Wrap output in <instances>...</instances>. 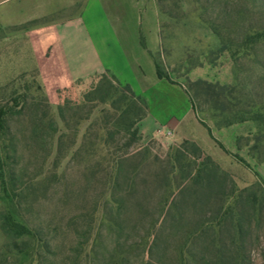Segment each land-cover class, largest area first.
I'll use <instances>...</instances> for the list:
<instances>
[{"label": "rangeland", "instance_id": "1", "mask_svg": "<svg viewBox=\"0 0 264 264\" xmlns=\"http://www.w3.org/2000/svg\"><path fill=\"white\" fill-rule=\"evenodd\" d=\"M35 1L0 0L12 17L26 9V21L10 28L12 61L21 69L13 68L0 96L3 103L27 96L10 135L0 137V145L16 147L6 193L0 182V264H210L216 251L217 264H264V0H153L160 36L153 60L175 88L166 94L177 104L183 92L196 122L183 139L140 132L144 100L132 137L105 124L110 101L84 103L87 89L77 82L43 90L37 43L78 17L84 0L39 12ZM198 80L215 93L192 90ZM223 87L229 98L216 95ZM42 111L49 117L41 124ZM256 114L260 122L224 125ZM9 223L30 237L11 235Z\"/></svg>", "mask_w": 264, "mask_h": 264}, {"label": "crops", "instance_id": "2", "mask_svg": "<svg viewBox=\"0 0 264 264\" xmlns=\"http://www.w3.org/2000/svg\"><path fill=\"white\" fill-rule=\"evenodd\" d=\"M35 2L39 12L40 5L71 6L76 0ZM16 13L18 16L12 17L6 9L0 10V88L12 76L13 68L21 69L20 64L12 61L10 28L12 21L17 24L26 21V9L23 13L19 7ZM43 38L46 40L37 43L35 50L37 76L43 90L47 83L57 90L110 75L147 102L148 111L139 123L140 132L155 138L165 134L175 139L191 136L186 129L196 122L187 97L176 89L177 104H173V98L166 93L175 88L156 74L153 57L160 49V36L153 0H84L78 17L52 29ZM175 105L180 108L179 115L172 112Z\"/></svg>", "mask_w": 264, "mask_h": 264}, {"label": "trees", "instance_id": "3", "mask_svg": "<svg viewBox=\"0 0 264 264\" xmlns=\"http://www.w3.org/2000/svg\"><path fill=\"white\" fill-rule=\"evenodd\" d=\"M141 46L144 47V43L141 42ZM155 64V69H156V74L159 79H164L168 83L173 84L172 81L168 76H165L161 71L158 66V64ZM76 88H85L87 89L86 92L82 95V101L84 103H94L97 101L99 104L103 105L105 104V101H110V108L113 111V114L107 115L106 118V123L110 125L111 123L115 125H119L121 127L124 126V133L130 134L132 133V137L135 136L134 132V125L139 121L140 118V111L142 107H139V103L141 102L140 97L136 96L132 90L130 89L129 86H123L117 83L113 77L108 78V75H100L98 77L93 78L90 82L88 83H83V82H77L75 84ZM199 87H204V89L207 92L213 91L215 93V87L212 84H208L207 82L204 81H196L192 83L191 89H199ZM40 88L38 87V91ZM220 92L219 94L216 93L217 96L223 95L224 98H229V95L231 94V91L226 89V88H219ZM197 91V90H195ZM26 92V90H25ZM41 92V91H40ZM16 93L12 94V97L10 98L9 103H3L4 100L0 101V137L4 139V135H10L9 131V122L14 118V117H19L23 114V110L27 108V96H16ZM215 95V96H216ZM32 105L31 106H36L38 108H43L44 105L37 101L35 98H31ZM12 105V106H10ZM43 105V106H42ZM21 106V107H20ZM229 106H231V101H227L220 103V111L221 114H224L225 111H227V108L229 110ZM45 108H48V104L45 103ZM139 109V112H138ZM142 112V111H141ZM58 114L59 117L61 118L62 121H64V112L60 108L58 109ZM49 115H47L45 112L42 111L41 114V119L40 123L42 124L43 118H48ZM262 120L261 115L256 114L250 117L245 118L244 116H241L238 119H229L225 121L226 126H230L233 124L237 123H244L247 121H255V122H260ZM205 129L207 127L202 124ZM126 127V129H125ZM35 128V127H34ZM33 128V129H34ZM39 129L36 130L33 133H39L40 131H43L42 127H38ZM42 129V130H41ZM119 135V133H117ZM108 138L112 139L113 134L108 133ZM16 147L15 143H9V145H0V182H1V187L3 189V192L6 193L5 188V168L6 165L11 162L10 160H16ZM13 165V163H12ZM12 172V169L10 170ZM10 224V223H9ZM8 233L11 235L17 236V235H27L30 237L31 232L25 228L19 227L18 225L15 224H10L9 227L4 228ZM15 230H20V233L14 232ZM208 238H205L207 240ZM217 254V251H216ZM216 254L212 257L210 264H217L218 257ZM209 260V259H208ZM204 261V260H203ZM202 264H206L205 261ZM209 264V263H207Z\"/></svg>", "mask_w": 264, "mask_h": 264}]
</instances>
